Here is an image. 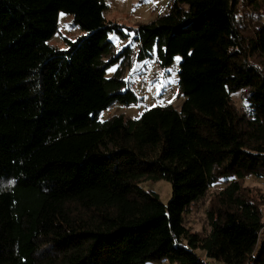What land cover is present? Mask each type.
Wrapping results in <instances>:
<instances>
[{"label": "trees", "instance_id": "16d2710c", "mask_svg": "<svg viewBox=\"0 0 264 264\" xmlns=\"http://www.w3.org/2000/svg\"><path fill=\"white\" fill-rule=\"evenodd\" d=\"M262 3L170 0L126 29L106 0H0V264H264V193L244 185L264 178V19H237ZM61 12L82 32L64 50ZM177 57L180 108L101 119L140 100L126 69ZM160 179L168 204L143 187ZM218 181L210 230L193 231L184 216Z\"/></svg>", "mask_w": 264, "mask_h": 264}, {"label": "rangeland", "instance_id": "374dc122", "mask_svg": "<svg viewBox=\"0 0 264 264\" xmlns=\"http://www.w3.org/2000/svg\"><path fill=\"white\" fill-rule=\"evenodd\" d=\"M170 0H106L108 8L105 11V16L108 20L123 25L126 29L137 28L140 25L148 24L154 21L160 14L164 13L168 8ZM259 10H254L246 5L241 6L238 12V20L248 26L250 31H254L255 26L261 23L264 19V3ZM264 22V21H263ZM58 31L50 40L51 44L57 46L60 50L68 48L66 39L75 40L82 33L73 22V15L62 13L59 17ZM115 41L116 47L121 48L127 43L125 40L111 36ZM255 61L263 60L256 58ZM181 58L177 57L175 62L167 69L161 68L155 61L142 60L137 61L132 69H126L124 77L134 83L135 90L140 96V100L128 106L121 103L114 104L110 109L104 110L101 114V119H106L111 115L124 114L128 118H138L147 109L154 106L173 105L180 108L184 97L181 94L179 85V70ZM155 62V63H154ZM155 65V70L150 72L148 66ZM115 69V68H114ZM114 69L110 68L107 76L110 77L114 73ZM233 99L238 107L245 110L248 108V99L246 90L238 91L233 94ZM252 191L264 193V178L257 179L247 177L244 181ZM224 182L218 181L214 183L207 191L206 195L194 203L190 210L184 216V222L193 231L205 232L210 230L208 220V210L211 209L215 195L224 187ZM146 190H153L158 193L160 199L165 204H168L173 194L172 183L165 179L157 181H147L143 183ZM251 191V190H250ZM264 212V206L263 210ZM205 257L204 253H201ZM206 259V258H205ZM211 264H218L208 259ZM142 264H176L168 260L164 261H148Z\"/></svg>", "mask_w": 264, "mask_h": 264}, {"label": "built area", "instance_id": "2783aa9c", "mask_svg": "<svg viewBox=\"0 0 264 264\" xmlns=\"http://www.w3.org/2000/svg\"><path fill=\"white\" fill-rule=\"evenodd\" d=\"M155 70V65H153V66H149V71L150 72H153Z\"/></svg>", "mask_w": 264, "mask_h": 264}]
</instances>
